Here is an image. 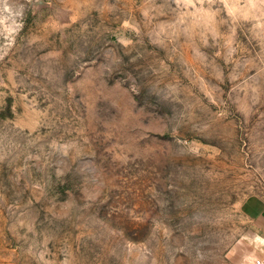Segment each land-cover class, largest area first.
I'll return each mask as SVG.
<instances>
[{"label":"rangeland","instance_id":"obj_1","mask_svg":"<svg viewBox=\"0 0 264 264\" xmlns=\"http://www.w3.org/2000/svg\"><path fill=\"white\" fill-rule=\"evenodd\" d=\"M264 202V0H0V264H244Z\"/></svg>","mask_w":264,"mask_h":264},{"label":"crops","instance_id":"obj_2","mask_svg":"<svg viewBox=\"0 0 264 264\" xmlns=\"http://www.w3.org/2000/svg\"><path fill=\"white\" fill-rule=\"evenodd\" d=\"M256 204H259V212L256 214L255 217L258 226L255 229L256 237H251V241L260 246V249L264 251V202H257ZM253 254L255 256L250 260V262H244V264H254V261L256 259H264V254H261L256 249Z\"/></svg>","mask_w":264,"mask_h":264},{"label":"built area","instance_id":"obj_3","mask_svg":"<svg viewBox=\"0 0 264 264\" xmlns=\"http://www.w3.org/2000/svg\"><path fill=\"white\" fill-rule=\"evenodd\" d=\"M254 264H264V259H256Z\"/></svg>","mask_w":264,"mask_h":264}]
</instances>
